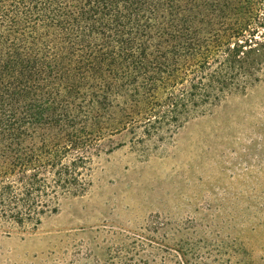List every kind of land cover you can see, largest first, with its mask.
Here are the masks:
<instances>
[{"label":"trees","instance_id":"16d2710c","mask_svg":"<svg viewBox=\"0 0 264 264\" xmlns=\"http://www.w3.org/2000/svg\"><path fill=\"white\" fill-rule=\"evenodd\" d=\"M263 68L264 0H0V232L38 228L102 155L163 142Z\"/></svg>","mask_w":264,"mask_h":264},{"label":"rangeland","instance_id":"374dc122","mask_svg":"<svg viewBox=\"0 0 264 264\" xmlns=\"http://www.w3.org/2000/svg\"><path fill=\"white\" fill-rule=\"evenodd\" d=\"M87 193L27 230L0 264H264V68L163 142L102 155Z\"/></svg>","mask_w":264,"mask_h":264}]
</instances>
